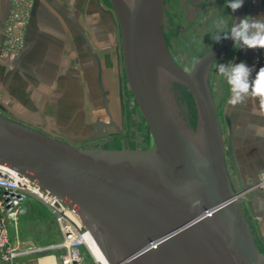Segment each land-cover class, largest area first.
I'll use <instances>...</instances> for the list:
<instances>
[{
  "label": "water",
  "instance_id": "obj_1",
  "mask_svg": "<svg viewBox=\"0 0 264 264\" xmlns=\"http://www.w3.org/2000/svg\"><path fill=\"white\" fill-rule=\"evenodd\" d=\"M109 2L119 26L125 82L151 144L106 146L112 121H97L96 132L79 142L0 113V165L75 206L108 264H264L242 196L259 180L232 184L208 79L234 41L224 39L196 54L188 70L168 51L163 0ZM246 6L244 0L231 27L244 18ZM169 81L189 91L193 125L165 95ZM98 84L109 113L100 71ZM229 151L234 157L230 142Z\"/></svg>",
  "mask_w": 264,
  "mask_h": 264
},
{
  "label": "crops",
  "instance_id": "obj_2",
  "mask_svg": "<svg viewBox=\"0 0 264 264\" xmlns=\"http://www.w3.org/2000/svg\"><path fill=\"white\" fill-rule=\"evenodd\" d=\"M8 9L9 0H0V52ZM262 15L264 0H247L245 16ZM112 17L104 0H34L23 32L22 50L6 67L0 58L3 114L79 142L92 135L97 130L96 122L102 121L94 120V102H102L104 106L98 84L99 71L109 113L105 106L104 109L112 115L109 103L113 84L111 60L120 88V55L117 51L112 56L109 49L112 24L114 33L117 31ZM221 57L222 64L243 61L253 68L245 102L232 105L230 114L224 113L230 158L238 171L248 170V176L253 177L254 171L264 166V137L256 136L249 128L250 124L264 125V117L258 115L264 112V84L255 83L256 73L264 67V49L243 52L234 46ZM228 91L231 98V86ZM89 125L91 134L86 131ZM229 142L234 157L229 151ZM238 179L242 181L243 174H239ZM248 202L251 214L261 217L260 222L252 221L254 237L264 244V198Z\"/></svg>",
  "mask_w": 264,
  "mask_h": 264
},
{
  "label": "rangeland",
  "instance_id": "obj_3",
  "mask_svg": "<svg viewBox=\"0 0 264 264\" xmlns=\"http://www.w3.org/2000/svg\"><path fill=\"white\" fill-rule=\"evenodd\" d=\"M104 1L111 9L112 18L116 20L109 0ZM163 1L164 12L162 25L168 51L179 65L189 70L195 61L196 54L204 53L224 40L222 39L220 42H216L212 37L216 34V24L220 20H223L226 23L227 28L230 30L233 20L232 10L227 7V0ZM5 25L6 22L1 32V46H3ZM113 28L114 26L112 24V39L109 49L112 56H115L117 51L120 55V88L115 79V64H113V60H111V77L113 84L109 103L112 112L111 116L116 125L115 127L109 126L108 131L111 132L112 135L117 136L115 143L119 147L127 145L131 148H145L151 144L150 132L138 107L132 103L135 101L125 82L121 60L120 33L117 21L115 26L117 31L115 33ZM241 50L247 52L248 49ZM0 58L5 67L10 65V62H13V60H7L6 56L3 55L2 47ZM222 59L223 57H220L213 64L208 79L214 100L217 104V115L221 125L224 143L225 163L232 184L234 187L238 188L243 184L246 185L259 180L258 183L248 187V192H244L243 195L245 198L243 209L246 218L252 227V221L260 222L261 217L251 214L248 201L253 198H264V166L260 165L258 170L254 171V176L249 177V171H238L230 158L227 147V139L229 135L224 122V113L228 112L230 114L231 111H233V108L229 103L230 94L228 90L230 85L217 70L218 64H222ZM164 88L165 95L171 97L173 102L176 103L179 114L187 121V123L193 125L195 121V107L189 91L181 83L176 81H169V84L166 86L164 85ZM119 91L122 96H120ZM120 102H124L123 107H121ZM94 103L96 113L94 120L96 121L100 119L104 122H108L109 115L105 112L102 102ZM235 108L236 107H234V109ZM0 112L2 114L5 112L2 107H0ZM86 131L88 134H91L92 126L89 125ZM87 144L92 145L94 142L85 143V145ZM239 174H243L242 181L238 179ZM13 231V240H18L21 244H27L29 242L47 244L56 242L60 239L59 227L50 209L34 198L27 199L22 204ZM255 238L256 236L254 239ZM255 243L258 250L264 253V244L257 238L255 239ZM83 251H85L88 261L91 262L92 260L87 251L85 249H83ZM28 262L29 260L25 258H20L18 260V264H28Z\"/></svg>",
  "mask_w": 264,
  "mask_h": 264
},
{
  "label": "built area",
  "instance_id": "obj_4",
  "mask_svg": "<svg viewBox=\"0 0 264 264\" xmlns=\"http://www.w3.org/2000/svg\"><path fill=\"white\" fill-rule=\"evenodd\" d=\"M33 1L9 0L2 46V53L7 60H14L24 46L23 32ZM244 192L247 193L248 189ZM30 198L50 209L59 227L58 241L21 244L18 240H13L19 210ZM89 241L94 242V237L82 222L75 206L18 171L0 165V264H18L20 258L28 259V264H108L106 258L99 259L92 253ZM83 249L87 251L91 262ZM46 257H51L52 260H46Z\"/></svg>",
  "mask_w": 264,
  "mask_h": 264
},
{
  "label": "clouds",
  "instance_id": "obj_5",
  "mask_svg": "<svg viewBox=\"0 0 264 264\" xmlns=\"http://www.w3.org/2000/svg\"><path fill=\"white\" fill-rule=\"evenodd\" d=\"M244 0H227V7L233 12L243 6ZM231 38L234 45L241 49H264V15L259 17L245 16L240 22L234 23L230 30L226 23L220 20L216 24V34L212 39L220 42L222 39ZM218 73L223 76L231 86V98L229 103L233 106L245 102L249 92L250 78L253 68L249 67L243 61L238 64H218ZM255 83L264 84V67H261L256 73ZM264 117V112L258 113ZM254 134L264 137V125H249Z\"/></svg>",
  "mask_w": 264,
  "mask_h": 264
},
{
  "label": "flooded vegetation",
  "instance_id": "obj_6",
  "mask_svg": "<svg viewBox=\"0 0 264 264\" xmlns=\"http://www.w3.org/2000/svg\"><path fill=\"white\" fill-rule=\"evenodd\" d=\"M121 96H122V95H121ZM132 103L136 105L135 102H132ZM123 104H124V102H120L121 107H123ZM136 106H137V105H136ZM108 120H109L108 122L112 121V124H110L109 126H114V127H115L116 124L114 123V121H113L111 115H109V119H108ZM109 126H108V127H109ZM108 127H107V130H108ZM95 132H96V130H95ZM95 132H93V134H94ZM108 132H109V131H108ZM116 137H117V136H114V135L111 134V132H109V138H110V141H108L105 145L108 146V147H119V146L115 143V142H116V140H115ZM98 140H100V138H96L93 142L96 143V142H98ZM124 146H127V145H124Z\"/></svg>",
  "mask_w": 264,
  "mask_h": 264
},
{
  "label": "bare ground",
  "instance_id": "obj_7",
  "mask_svg": "<svg viewBox=\"0 0 264 264\" xmlns=\"http://www.w3.org/2000/svg\"><path fill=\"white\" fill-rule=\"evenodd\" d=\"M89 246L90 249L92 251V253L99 259L105 260V256L103 254V252L101 251L100 247L98 246V244L96 243V241L92 242L89 241ZM46 260H52L51 257H46Z\"/></svg>",
  "mask_w": 264,
  "mask_h": 264
}]
</instances>
